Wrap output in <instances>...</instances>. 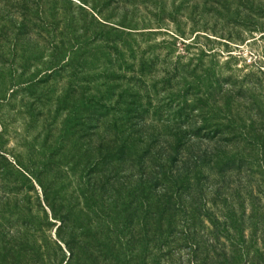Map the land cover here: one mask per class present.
Returning <instances> with one entry per match:
<instances>
[{"label":"trees","instance_id":"16d2710c","mask_svg":"<svg viewBox=\"0 0 264 264\" xmlns=\"http://www.w3.org/2000/svg\"><path fill=\"white\" fill-rule=\"evenodd\" d=\"M2 1L21 12L0 10L3 54L37 61L20 44L33 25L48 36L41 83H69L41 172L0 180V264H264V70L171 62L176 44L149 28Z\"/></svg>","mask_w":264,"mask_h":264},{"label":"rangeland","instance_id":"374dc122","mask_svg":"<svg viewBox=\"0 0 264 264\" xmlns=\"http://www.w3.org/2000/svg\"><path fill=\"white\" fill-rule=\"evenodd\" d=\"M36 1L58 9L69 20H77L91 30L100 31L97 21L104 20L109 24L127 22L138 29L149 28L155 32L157 44H176L162 51L165 55L173 50L171 62L181 56L186 64L192 56L204 52L208 56L205 64L212 58L219 66L229 62L228 68L237 72L240 78L264 70V0ZM238 7H241V13L233 12ZM2 8H6L5 15H11L7 18L9 24L13 16L20 22V9H12L11 4L4 1L0 2V10ZM30 8L34 14L30 19L40 24L36 15L38 8ZM244 9L251 11L247 17ZM61 27H64L62 23ZM47 37L39 38L37 29L31 25L20 43L36 52L37 61L23 63L21 58L10 57L9 53L4 55L5 51L0 50V180H28L38 176L46 135L51 131V138L56 137L57 128L67 114L64 112L55 120L57 98L68 85L67 78H58L48 86L41 83L44 75L41 48L47 46ZM36 45H39V51H35ZM32 78H36V82L26 84ZM18 82L26 83L12 90V84ZM53 162L55 165L64 163L58 159ZM39 178L52 180L50 175ZM51 233L54 237L55 230Z\"/></svg>","mask_w":264,"mask_h":264}]
</instances>
